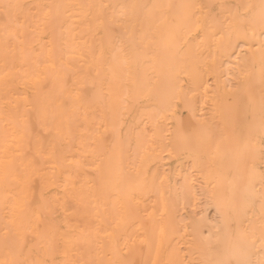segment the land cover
<instances>
[{"label": "bare ground", "instance_id": "1", "mask_svg": "<svg viewBox=\"0 0 264 264\" xmlns=\"http://www.w3.org/2000/svg\"><path fill=\"white\" fill-rule=\"evenodd\" d=\"M262 221L264 0H0V264H264Z\"/></svg>", "mask_w": 264, "mask_h": 264}, {"label": "rangeland", "instance_id": "2", "mask_svg": "<svg viewBox=\"0 0 264 264\" xmlns=\"http://www.w3.org/2000/svg\"><path fill=\"white\" fill-rule=\"evenodd\" d=\"M228 83H232V81H227ZM186 166H188V164H186ZM200 180L197 179V178H193V184H194V188L196 191L199 192V186H200ZM198 186V187H197ZM202 198V204L201 205H198L196 207L191 208V205L189 203H186L184 204V207L182 209V212H183V215H189V216H194L195 218L196 217H201L202 215H205L207 216L212 222L215 221L216 219V215L214 213V211L212 210L211 206L209 205H204V202H203V196H201ZM205 206V208H203ZM189 211V212H188ZM196 213V214H195ZM199 215V216H197ZM213 215V216H212ZM213 217V218H212Z\"/></svg>", "mask_w": 264, "mask_h": 264}, {"label": "snow or ice", "instance_id": "3", "mask_svg": "<svg viewBox=\"0 0 264 264\" xmlns=\"http://www.w3.org/2000/svg\"><path fill=\"white\" fill-rule=\"evenodd\" d=\"M8 7H18V5H9ZM261 227H262V230H264V221H262Z\"/></svg>", "mask_w": 264, "mask_h": 264}]
</instances>
